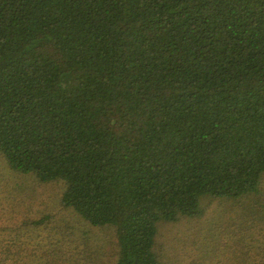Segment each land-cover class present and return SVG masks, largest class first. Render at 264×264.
Instances as JSON below:
<instances>
[{
  "label": "trees",
  "instance_id": "1",
  "mask_svg": "<svg viewBox=\"0 0 264 264\" xmlns=\"http://www.w3.org/2000/svg\"><path fill=\"white\" fill-rule=\"evenodd\" d=\"M0 158L111 230V264H165L159 226L214 200L264 264V0H0ZM42 223L0 224V264H79Z\"/></svg>",
  "mask_w": 264,
  "mask_h": 264
},
{
  "label": "rangeland",
  "instance_id": "2",
  "mask_svg": "<svg viewBox=\"0 0 264 264\" xmlns=\"http://www.w3.org/2000/svg\"><path fill=\"white\" fill-rule=\"evenodd\" d=\"M60 194V183L39 184L32 175L9 171L0 158V224L12 228L42 219L36 233L44 228L51 237H65L73 245L76 243L78 248L74 252L79 264H111L113 232L86 226L59 205ZM231 204L214 200L197 219H181L159 226V244L165 264L238 263L234 251L240 241L234 231L239 223L237 215L247 213L248 207H239L241 211ZM85 245L87 248L83 247Z\"/></svg>",
  "mask_w": 264,
  "mask_h": 264
}]
</instances>
